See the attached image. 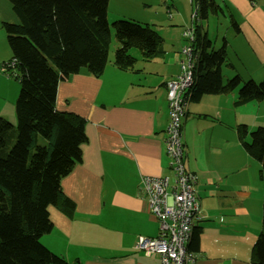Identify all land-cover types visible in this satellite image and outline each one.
<instances>
[{
	"label": "crops",
	"instance_id": "obj_1",
	"mask_svg": "<svg viewBox=\"0 0 264 264\" xmlns=\"http://www.w3.org/2000/svg\"><path fill=\"white\" fill-rule=\"evenodd\" d=\"M215 1L223 14L213 15L225 30L220 39L214 38L213 47L224 37L231 75L259 79L264 74V0ZM4 2L8 1L0 0L6 8ZM166 6L169 13L173 2ZM114 12L118 17L124 14ZM0 19L17 21L11 9ZM171 45L173 55L167 56L169 64L161 72L148 69V63L157 66L153 61L140 60L132 71L108 61L98 77L82 70L58 84L55 108L82 116L87 140L80 162L60 182L75 202L72 216L51 207L53 226L40 241L69 264H159L157 254L136 248L138 236L154 237L159 230L146 199L139 195V184L143 175L173 178L165 152V84L180 72L184 45L179 37ZM167 58H158V67L166 65ZM171 64L176 69L168 73ZM227 68H222V75ZM10 81L0 77V88ZM236 94L233 90L188 100L182 119L184 159L197 175L195 193L204 217L193 225L201 230L198 248L191 251L195 264H249L261 228L259 162L238 140L236 128L244 122L241 112L246 105L233 104ZM259 109L257 104L258 114Z\"/></svg>",
	"mask_w": 264,
	"mask_h": 264
},
{
	"label": "trees",
	"instance_id": "obj_2",
	"mask_svg": "<svg viewBox=\"0 0 264 264\" xmlns=\"http://www.w3.org/2000/svg\"><path fill=\"white\" fill-rule=\"evenodd\" d=\"M7 1L17 21H2L11 57L1 66L15 75L19 89L15 125L0 116V264H69L40 241L53 226L51 207L72 216L75 202L62 191L60 182L80 162L81 146L87 140L85 119L55 108L58 84L82 70L94 77L103 73L110 25L118 42L112 64L121 70H133L137 58L129 53L131 47L137 48L139 60L162 57L163 39L150 23L119 18L109 24V0ZM194 3L191 24L183 29L192 30V40L181 34L187 40L183 47L190 46L194 57L187 99L197 102L205 94L236 89L235 106L263 100L264 77L256 82L236 73L223 80L222 68L228 66L226 39L215 49L200 22L209 13L223 14V9L215 0ZM236 131L246 153L259 162L262 222L249 264H264V126L249 131L241 124ZM200 232L198 226L192 228L188 251L197 250Z\"/></svg>",
	"mask_w": 264,
	"mask_h": 264
},
{
	"label": "built area",
	"instance_id": "obj_3",
	"mask_svg": "<svg viewBox=\"0 0 264 264\" xmlns=\"http://www.w3.org/2000/svg\"><path fill=\"white\" fill-rule=\"evenodd\" d=\"M195 10L192 12L193 17ZM192 30L187 28L183 35L192 40ZM190 46L181 50L180 72L166 81L168 104V126L165 152L173 172L172 181L167 176L140 177L139 193L146 199L151 214L158 222V234L154 237L138 236L136 248L146 255H158L159 264H195L194 253L188 251L192 228L203 219L200 203L195 193L197 175L185 163L182 142V119L186 110L185 92L192 82L193 54ZM13 61L6 64L10 66ZM5 66L0 71H5Z\"/></svg>",
	"mask_w": 264,
	"mask_h": 264
},
{
	"label": "rangeland",
	"instance_id": "obj_4",
	"mask_svg": "<svg viewBox=\"0 0 264 264\" xmlns=\"http://www.w3.org/2000/svg\"><path fill=\"white\" fill-rule=\"evenodd\" d=\"M149 2H151L150 5ZM171 2H173V6L170 7L169 9L170 12L167 13L166 5L168 3L171 4ZM4 3H6L5 6L6 8H4V4H0V15L5 14L6 11L8 14H10V9L12 10L11 4L9 2H4ZM115 4L117 5L115 6ZM194 8H195L194 0H110L107 20L109 24L115 19H119V18H130V19L139 20L141 22L150 23L151 27L154 28L163 39L162 45L165 51L163 56H166L167 58V56L173 55L174 49L171 44L174 42V40L177 39V37H179V41L181 42L182 45H184L185 42L187 43V40L181 36V33L184 28L190 26L191 14L194 11ZM115 9L121 10L126 15L123 14L124 16L122 15L118 17V15L114 12ZM168 15L171 17H169ZM3 20L6 19H0V66L8 62L11 56V51L6 41V35L1 26ZM200 22L202 23L205 32L207 30L208 38L212 42L214 41L215 37L220 39L221 35L224 34L225 26L222 25L223 23L216 21V18L213 14L209 13L207 19L202 20ZM220 46L221 44L215 49L219 48ZM117 47H118V42L114 37V30L110 25V43L108 49V61L113 62L114 52ZM175 51L177 50L175 49ZM129 53L137 58L135 64L140 65L141 61L139 60V52L137 48L131 47L129 49ZM169 60L170 58L168 57L167 59H165L164 62L166 63V65L164 66L162 65V67H158V60L154 59L152 61L157 63V66H155L153 63L152 65L148 63L147 67L148 69H154L156 67L155 70L161 72L162 70H165V68L163 67H166L169 64L168 63ZM230 68L231 66L229 63L227 70L223 71L224 79L227 76H229L228 78L232 76L231 74L233 71L230 70ZM174 69H176V64H171L168 73ZM11 71L12 69L9 70V72ZM3 76L11 81L8 84H6V86L0 88V116H3L13 125H15L16 117H15L14 104L18 96L19 84H18V80L15 78V75L14 76L10 75L9 73H6V71H0V77ZM263 77L264 74L261 75V77L255 81L259 82ZM13 88L15 91L13 90ZM234 91L236 93L237 90L235 89ZM257 104L260 105L259 114L255 112ZM245 105L246 106H244L243 104L238 107L242 108V106H244L243 111L241 112V117L242 120H244L243 124L246 125L247 129L250 131L259 125L264 126V113H263L264 99L260 101L251 100L245 103ZM246 140H249L248 136L246 137ZM83 170H86V168H83ZM53 231H55V228L53 229ZM46 235H48V233L42 235L41 237H44ZM85 238H87V236H85ZM44 240L42 241L44 242Z\"/></svg>",
	"mask_w": 264,
	"mask_h": 264
},
{
	"label": "clouds",
	"instance_id": "obj_5",
	"mask_svg": "<svg viewBox=\"0 0 264 264\" xmlns=\"http://www.w3.org/2000/svg\"><path fill=\"white\" fill-rule=\"evenodd\" d=\"M187 102H188V99H187ZM186 111V110H185Z\"/></svg>",
	"mask_w": 264,
	"mask_h": 264
}]
</instances>
